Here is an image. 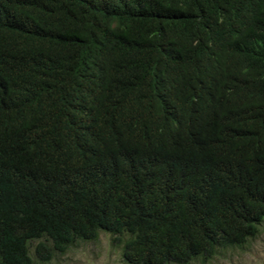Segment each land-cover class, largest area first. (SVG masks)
<instances>
[{
  "label": "trees",
  "instance_id": "16d2710c",
  "mask_svg": "<svg viewBox=\"0 0 264 264\" xmlns=\"http://www.w3.org/2000/svg\"><path fill=\"white\" fill-rule=\"evenodd\" d=\"M263 220L264 0H0V264L102 232L189 264Z\"/></svg>",
  "mask_w": 264,
  "mask_h": 264
},
{
  "label": "rangeland",
  "instance_id": "374dc122",
  "mask_svg": "<svg viewBox=\"0 0 264 264\" xmlns=\"http://www.w3.org/2000/svg\"><path fill=\"white\" fill-rule=\"evenodd\" d=\"M121 254L102 232L96 242H77L65 254L55 256L46 264H127ZM189 264H264V220L257 236L242 248L225 249L211 259L198 258Z\"/></svg>",
  "mask_w": 264,
  "mask_h": 264
}]
</instances>
